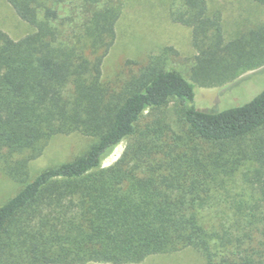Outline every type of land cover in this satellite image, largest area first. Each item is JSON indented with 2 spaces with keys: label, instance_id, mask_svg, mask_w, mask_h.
I'll list each match as a JSON object with an SVG mask.
<instances>
[{
  "label": "trees",
  "instance_id": "1",
  "mask_svg": "<svg viewBox=\"0 0 264 264\" xmlns=\"http://www.w3.org/2000/svg\"><path fill=\"white\" fill-rule=\"evenodd\" d=\"M5 1L31 32L0 30V171L19 186L0 205V264H140L184 249L264 264V89L221 111L194 106L196 89L264 67V23L226 37L207 0H171L195 51L187 76L165 47L106 81L123 0ZM73 133L86 150L31 176L47 142Z\"/></svg>",
  "mask_w": 264,
  "mask_h": 264
},
{
  "label": "rangeland",
  "instance_id": "2",
  "mask_svg": "<svg viewBox=\"0 0 264 264\" xmlns=\"http://www.w3.org/2000/svg\"><path fill=\"white\" fill-rule=\"evenodd\" d=\"M170 2L171 0H123L121 14L115 25V41L102 64L104 80H112L119 72L122 74L127 72L130 68V64H126L127 61L144 62L149 54H157L165 47H171L177 53L170 68H176L187 76L185 70L195 51L191 45L190 30L171 21ZM207 2L211 9L220 12L226 37L264 23V7L251 0ZM0 30L16 40L31 32V27L16 16L5 0H0ZM263 89L264 67L246 72L234 82L219 87L196 89L194 106L200 110L221 111L248 102ZM173 113L170 105L167 109V119L175 124L178 120ZM90 143L89 137L78 133L51 138L42 154L29 163L30 175L71 160L83 153ZM125 145L126 140L121 141L101 162L100 167L112 165L122 154ZM240 177L239 172L235 178L233 192L240 190L242 183ZM18 189L19 186L0 171V205ZM140 264H204V261L195 250L184 249L171 254L148 257Z\"/></svg>",
  "mask_w": 264,
  "mask_h": 264
}]
</instances>
